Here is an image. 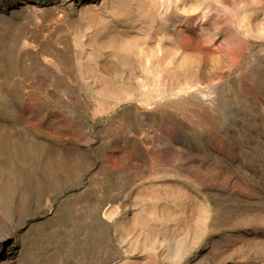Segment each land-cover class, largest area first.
<instances>
[{"label":"rangeland","instance_id":"1","mask_svg":"<svg viewBox=\"0 0 264 264\" xmlns=\"http://www.w3.org/2000/svg\"><path fill=\"white\" fill-rule=\"evenodd\" d=\"M0 264H264V0H0Z\"/></svg>","mask_w":264,"mask_h":264},{"label":"bare ground","instance_id":"2","mask_svg":"<svg viewBox=\"0 0 264 264\" xmlns=\"http://www.w3.org/2000/svg\"><path fill=\"white\" fill-rule=\"evenodd\" d=\"M93 1V0H92ZM181 91V90H180ZM205 95H203V97H204ZM153 162L154 163H156V164H160V161H159V159L157 158V157H155L154 159H153Z\"/></svg>","mask_w":264,"mask_h":264}]
</instances>
